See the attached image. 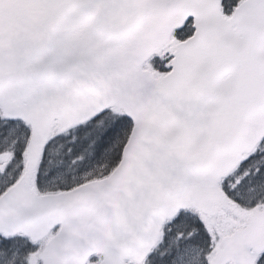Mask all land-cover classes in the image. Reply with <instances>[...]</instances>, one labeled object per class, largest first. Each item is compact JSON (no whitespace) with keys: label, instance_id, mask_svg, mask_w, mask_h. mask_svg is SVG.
I'll return each mask as SVG.
<instances>
[{"label":"snow or ice","instance_id":"1","mask_svg":"<svg viewBox=\"0 0 264 264\" xmlns=\"http://www.w3.org/2000/svg\"><path fill=\"white\" fill-rule=\"evenodd\" d=\"M0 264H264V0H0Z\"/></svg>","mask_w":264,"mask_h":264}]
</instances>
